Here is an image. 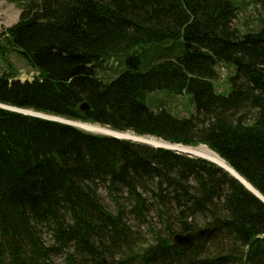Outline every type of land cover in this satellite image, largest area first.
<instances>
[{
	"label": "trees",
	"instance_id": "trees-1",
	"mask_svg": "<svg viewBox=\"0 0 264 264\" xmlns=\"http://www.w3.org/2000/svg\"><path fill=\"white\" fill-rule=\"evenodd\" d=\"M250 2L258 20L242 30L246 0L20 1L0 31V104L206 145L264 198V0ZM179 40L181 57L145 72L136 55L110 82L96 70ZM13 51L32 80L19 79ZM221 65L234 70L228 95L216 90ZM156 91L190 95L195 113L152 110ZM150 146L0 108V264H264V202L214 163ZM149 215L162 227L152 244L138 232ZM209 227L191 250L172 245Z\"/></svg>",
	"mask_w": 264,
	"mask_h": 264
},
{
	"label": "rangeland",
	"instance_id": "rangeland-1",
	"mask_svg": "<svg viewBox=\"0 0 264 264\" xmlns=\"http://www.w3.org/2000/svg\"><path fill=\"white\" fill-rule=\"evenodd\" d=\"M20 1L23 0H0V31H3L11 26H13L19 19L21 14L22 7L20 6ZM249 4V7L244 8L238 20L235 21V25L242 30H246L247 27L254 26L257 22L258 13L255 10V5L250 2V0H246ZM183 40L175 41V42H166L164 44H158L147 47H136L135 49L129 51L127 54L120 56L119 58L123 60V63L120 65V62L117 63V59L107 60L106 63H102L97 70L98 74L105 81L110 82L114 80L117 75H120L123 71H125L128 66L126 64V59L130 55H136L141 60L140 71L145 72L153 65L157 64L162 60L168 59H176L177 57H181L185 53V46ZM7 59L13 64L19 79L22 81L32 80L36 73L28 64V61L24 58V56L16 51L9 52ZM223 70L220 71V67H218V72H222L226 78L224 80H215L216 90L219 93L228 95L230 92V84L229 79L234 76V70L230 67H222ZM6 70V61L4 59H0V73ZM147 105L154 111L159 110L160 108L167 109L172 112L174 115L179 117H189L191 114L195 113V108L193 107V103L191 102L190 95H174L168 91H156L147 96ZM22 110V109H20ZM37 114V113H36ZM36 116L35 113L34 115ZM62 120L65 123L73 124L78 127V129H83L78 126V122H72L65 119ZM61 123V122H60ZM64 124V123H62ZM77 124V125H76ZM67 125V124H66ZM99 126V125H96ZM101 127V126H99ZM103 128V127H102ZM106 129V128H105ZM86 130V129H83ZM113 135H122L115 131H112ZM92 134H96L94 132H90ZM129 135H133L132 133H127ZM135 136V135H133ZM142 138H151V137H142ZM142 138H137L141 140ZM141 144V143H137ZM152 147V146H150ZM154 147V146H153ZM156 148V147H154ZM104 203L110 208V210L115 211L116 207H114L113 202L107 199L103 193L100 192ZM157 218L154 215H149L143 225L138 227V232L145 238L149 244L154 243L152 238V232L158 231L162 228L159 222H157ZM136 224V223H134ZM138 226V225H137ZM164 237H167L165 234ZM118 258V257H117ZM60 263V260H57Z\"/></svg>",
	"mask_w": 264,
	"mask_h": 264
},
{
	"label": "water",
	"instance_id": "water-1",
	"mask_svg": "<svg viewBox=\"0 0 264 264\" xmlns=\"http://www.w3.org/2000/svg\"><path fill=\"white\" fill-rule=\"evenodd\" d=\"M0 108L5 109V110H9V111H12V112H16V113L28 115V116L34 115V113H35L32 110H20V109L12 108V107L1 105V104H0ZM88 109H89L88 104H83L81 106V110H83V111L88 110ZM35 115L36 116H34V117L61 122V123H64V124H67V125H70V126L78 128L77 126H75L73 124L65 123L62 120H58L59 118L46 116V115H41V114H36V113H35ZM81 130H83V129H81ZM83 131L89 132L88 130H83ZM96 134H99V133H96ZM100 135H103V134H100ZM105 136H112V135L108 134V135H105ZM112 137H115L117 139H121V138H119L117 136H112ZM137 138H139V137L133 136V137H126V138H123V139L131 141V142H134V143L145 144V143L140 142ZM145 145H149V144H145ZM159 148L168 149V148H164V147H159ZM169 150H172V151H174L176 153H179L180 155L181 154H186V155H189L191 157L202 158V157H199L197 155H194L192 152L189 153V152H184L182 150H175V149H169ZM202 159H205V158H202ZM205 160H207V159H205ZM207 161L212 162L210 160H207ZM212 163H214V162H212ZM214 164H216V163H214ZM216 165H218V164H216ZM218 167L223 169V167L220 166V165ZM223 170L228 172L231 175V177L233 176L236 179H238V181H240L242 184H244V187H246L249 191H251V193L255 194L260 200H262L264 202V198L261 196V194L257 193V191L252 186H250L246 181H244V179L242 177H240L235 171H234L235 173H233L232 171L229 172L226 169H223ZM213 231H215V228H210L209 227V228H206V229H200V230H196V231H193V232H188L187 234L177 233L172 238V243H173L172 245L176 246L177 248H179L181 250H185V251L191 250L194 247V244H197V242L200 239H202V238L211 236L213 234Z\"/></svg>",
	"mask_w": 264,
	"mask_h": 264
},
{
	"label": "bare ground",
	"instance_id": "bare-ground-1",
	"mask_svg": "<svg viewBox=\"0 0 264 264\" xmlns=\"http://www.w3.org/2000/svg\"><path fill=\"white\" fill-rule=\"evenodd\" d=\"M78 126L82 127L83 129H86L90 132L99 133V134H103V135H108V134L113 135L111 130L105 129V128H102L99 126L90 125V124H83L80 122H78ZM115 136H117L121 139L126 138V137H133V135H129V134H125V135L115 134ZM139 141L142 143L154 146L156 148L164 147V148H168V149L182 150L184 152H189V153L192 152L194 155H197L199 157L210 160V161L218 164V166L219 165L222 166L223 169H226L229 172L232 171L233 173H235L234 170L231 169V167L228 165V163L224 159L219 157L217 153L213 152L206 145L200 146V147H187V146H181V145H171V144L165 143L162 140H158L155 138H142Z\"/></svg>",
	"mask_w": 264,
	"mask_h": 264
}]
</instances>
